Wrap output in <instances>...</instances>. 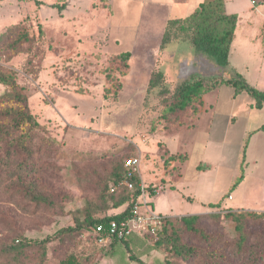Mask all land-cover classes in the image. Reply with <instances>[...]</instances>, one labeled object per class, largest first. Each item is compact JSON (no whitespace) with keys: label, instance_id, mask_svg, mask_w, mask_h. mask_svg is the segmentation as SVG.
<instances>
[{"label":"rangeland","instance_id":"374dc122","mask_svg":"<svg viewBox=\"0 0 264 264\" xmlns=\"http://www.w3.org/2000/svg\"><path fill=\"white\" fill-rule=\"evenodd\" d=\"M203 1L0 0V73L26 96L36 123L13 128L5 112L23 105L6 98L0 83V155L21 161V141L30 152L29 178L0 171V264H61L70 255L81 264H214L204 248L212 245L233 264H250L225 214L228 205L264 213V106L230 85L209 87L240 75L264 90V0H224L237 14L228 70L189 41L160 48L167 20ZM154 71L163 82L149 90ZM191 76L203 78L205 89L186 109L170 111V93ZM132 156L140 157L146 185L164 186L145 199L172 226L132 235L130 253L119 241L97 245L84 225L88 215L124 209L111 208L108 186ZM199 210H208L202 223L217 235L212 245L179 220ZM249 220L264 252V215ZM170 234L197 254L186 260L176 253Z\"/></svg>","mask_w":264,"mask_h":264},{"label":"trees","instance_id":"16d2710c","mask_svg":"<svg viewBox=\"0 0 264 264\" xmlns=\"http://www.w3.org/2000/svg\"><path fill=\"white\" fill-rule=\"evenodd\" d=\"M237 24V14L227 13L225 9L224 0H204L200 2L198 6L187 16L182 18H172L167 20L164 32L161 37L160 48H165L169 43L176 40L189 41L194 50L206 57L209 61H212L216 66L225 69L229 64V53L230 46L234 38V32ZM123 60H127L129 57V52H123L121 54ZM163 73L161 71H154L148 82V89L151 90L163 82ZM0 83L8 86L9 91L4 95L6 98L21 103L23 108H18L11 110L9 113L7 111L5 114H9L13 128H19L23 125H36L33 120L32 115L28 111L27 98L22 94L17 84L12 78H9L2 73H0ZM221 84L230 85L234 89L235 95L242 91L247 92L254 100V106L256 108H261L264 105V90H259L252 85H250L243 77L240 75L237 78L232 79H221L219 82H214L209 88H215ZM205 81L203 78H198L197 76H191L190 79L182 81L175 89L170 93L169 99H171L169 110L173 112H178L186 109L194 97L200 96L205 89ZM167 91V90H166ZM4 126H0V131L4 130ZM258 130L264 131V123L259 127ZM7 134L11 132L6 129ZM20 148L24 151V158L19 161H11L10 153L7 155H0V171L4 173H9L10 177H16L18 180L24 178H29L26 173L29 172L28 164L30 152H28V146L25 141H21L19 144ZM176 154H171L167 158H174ZM126 160V159H125ZM23 163V164H21ZM124 163V161H123ZM122 163L121 170L119 172H114L112 177V183L108 186V196L111 201V208H124L121 212L114 213L112 215H105L99 218H93L91 215L85 217V231L88 233L96 224L100 222H106L111 219H120L127 216L130 212L132 206V198L139 192V188L130 193L126 188L119 187L115 191L111 192L109 187L112 184L117 183L120 180L126 179L127 170L124 168ZM25 170L27 171L25 173ZM16 176H14V175ZM22 175V177H20ZM134 184L139 182V177L133 175L129 178ZM23 182V181H21ZM30 187L32 185L31 180L29 181ZM148 191L152 193V184H148ZM33 197L36 201L40 202L42 196L41 194H34ZM217 204H212L217 206ZM206 213L202 214H186L179 216V220L189 233L198 235L205 238L208 244L212 245L218 238L213 232L208 231L206 226L202 221L206 217ZM227 217L235 222V228L238 232V239L236 240V246L241 251L249 250V260L250 264H263L264 252L262 244H259V240L256 241L253 234V227L251 226L249 217L252 216H263V212H257L253 210L246 209H231L228 208L225 214ZM172 226V221L169 217H164L162 227L159 229L157 234H162L167 232ZM79 226L75 229L74 227L64 228L63 231H71L81 229ZM151 235V234H141ZM153 235V234H152ZM89 237L93 239L91 235ZM131 236L121 239L112 240L107 246L110 247L114 241L121 242L128 252L131 253V249L127 243V240ZM94 241V239H93ZM168 244L171 249L179 255L183 256L186 260L192 255H196L198 249L194 245L185 244L179 241L177 236H172L171 234L167 237ZM95 242V241H94ZM210 242V243H209ZM102 247V246H101ZM205 250L209 251L207 255L214 264H233L229 258L228 254L224 251H218L213 248V245L204 247ZM132 255V254H131ZM61 264H81L73 255L68 256L64 259ZM144 264V263H142ZM171 264V263H169Z\"/></svg>","mask_w":264,"mask_h":264},{"label":"built area","instance_id":"2783aa9c","mask_svg":"<svg viewBox=\"0 0 264 264\" xmlns=\"http://www.w3.org/2000/svg\"><path fill=\"white\" fill-rule=\"evenodd\" d=\"M252 5H255L256 0H250ZM124 168L127 170L126 179L120 180L109 187L111 192L119 187L126 188L130 193L139 188L138 194L132 198V206L127 216L120 219H111L106 222L96 224L87 234L91 235L95 243L99 246H107L112 240L125 239L132 235L141 234H157L162 227L164 217L154 213L146 202L147 186L142 180L139 172L140 157L132 156L127 158L124 163ZM133 175L139 177V182L134 184L129 178ZM164 186L161 184H152V193H158Z\"/></svg>","mask_w":264,"mask_h":264},{"label":"crops","instance_id":"0c3cea01","mask_svg":"<svg viewBox=\"0 0 264 264\" xmlns=\"http://www.w3.org/2000/svg\"><path fill=\"white\" fill-rule=\"evenodd\" d=\"M231 1V0H230ZM226 3H227V1H226ZM226 3H225V5H226ZM198 5V4H197ZM226 9V8H225ZM226 12L227 13H229L227 10H226ZM234 35H235V32H234ZM234 39V38H233ZM230 54V53H229ZM230 63V62H229ZM229 66V64L227 65V67ZM227 67H226V70H228L227 69ZM229 68V67H228ZM264 106V105H263ZM171 154H177V153H168L165 157H168L169 155H171ZM230 196H228V198H229ZM210 204H212V203H210ZM216 204V203H215ZM227 208H231V209H247V208H240V207H236V206H231V205H228V206H226ZM208 212V210H206V211H196V212H192V213H188V214H202V213H207ZM181 215H183V214H180L179 216H181Z\"/></svg>","mask_w":264,"mask_h":264}]
</instances>
